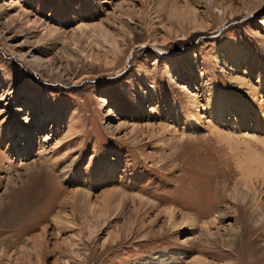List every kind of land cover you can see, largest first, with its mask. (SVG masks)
Instances as JSON below:
<instances>
[{"label":"rangeland","instance_id":"1","mask_svg":"<svg viewBox=\"0 0 264 264\" xmlns=\"http://www.w3.org/2000/svg\"><path fill=\"white\" fill-rule=\"evenodd\" d=\"M1 136L0 264H264V0H0Z\"/></svg>","mask_w":264,"mask_h":264},{"label":"bare ground","instance_id":"2","mask_svg":"<svg viewBox=\"0 0 264 264\" xmlns=\"http://www.w3.org/2000/svg\"><path fill=\"white\" fill-rule=\"evenodd\" d=\"M222 105H223V104H218L217 110L219 109L221 112H223ZM2 138H3V136H1L0 142H2V141H1Z\"/></svg>","mask_w":264,"mask_h":264}]
</instances>
